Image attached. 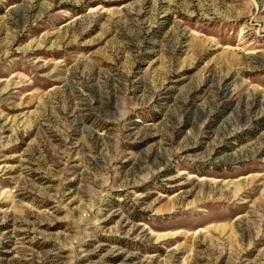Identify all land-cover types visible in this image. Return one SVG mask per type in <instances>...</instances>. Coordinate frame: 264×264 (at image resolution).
Here are the masks:
<instances>
[{
	"label": "rangeland",
	"instance_id": "374dc122",
	"mask_svg": "<svg viewBox=\"0 0 264 264\" xmlns=\"http://www.w3.org/2000/svg\"><path fill=\"white\" fill-rule=\"evenodd\" d=\"M0 264H264V0H0Z\"/></svg>",
	"mask_w": 264,
	"mask_h": 264
}]
</instances>
